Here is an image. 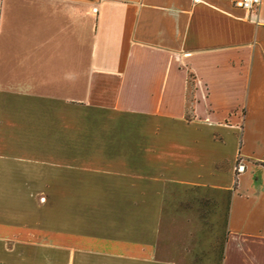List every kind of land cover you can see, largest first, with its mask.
I'll return each instance as SVG.
<instances>
[{
  "label": "crops",
  "instance_id": "0c3cea01",
  "mask_svg": "<svg viewBox=\"0 0 264 264\" xmlns=\"http://www.w3.org/2000/svg\"><path fill=\"white\" fill-rule=\"evenodd\" d=\"M234 1L0 0V264H264V0Z\"/></svg>",
  "mask_w": 264,
  "mask_h": 264
},
{
  "label": "rangeland",
  "instance_id": "374dc122",
  "mask_svg": "<svg viewBox=\"0 0 264 264\" xmlns=\"http://www.w3.org/2000/svg\"><path fill=\"white\" fill-rule=\"evenodd\" d=\"M44 196V195H42ZM195 199H191L190 203L196 206V212L201 217H204L208 223V231L211 233L212 238L217 237L216 245L218 250L222 249L224 237L226 233V224L228 219V201L224 199L220 204L218 201L211 199L209 196L206 198H199L197 195ZM180 205L186 203L191 205L185 198L178 199ZM214 239V238H213ZM220 258L216 259V264H219Z\"/></svg>",
  "mask_w": 264,
  "mask_h": 264
},
{
  "label": "built area",
  "instance_id": "2783aa9c",
  "mask_svg": "<svg viewBox=\"0 0 264 264\" xmlns=\"http://www.w3.org/2000/svg\"><path fill=\"white\" fill-rule=\"evenodd\" d=\"M260 0H235L234 4L239 7L242 8L244 10H251L254 7H256L259 4ZM263 165H264V161H262ZM244 167V163L240 160L237 161L236 163V170L240 171L242 170Z\"/></svg>",
  "mask_w": 264,
  "mask_h": 264
},
{
  "label": "trees",
  "instance_id": "16d2710c",
  "mask_svg": "<svg viewBox=\"0 0 264 264\" xmlns=\"http://www.w3.org/2000/svg\"><path fill=\"white\" fill-rule=\"evenodd\" d=\"M237 173H238V171L236 170L235 171V179H234V183H233V187L235 188V186H236V181H237V178H236V175H237Z\"/></svg>",
  "mask_w": 264,
  "mask_h": 264
}]
</instances>
